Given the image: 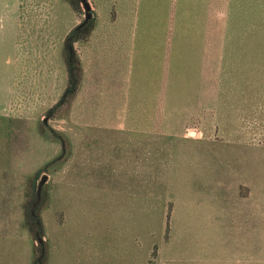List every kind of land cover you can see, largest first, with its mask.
<instances>
[{"label":"rangeland","instance_id":"1","mask_svg":"<svg viewBox=\"0 0 264 264\" xmlns=\"http://www.w3.org/2000/svg\"><path fill=\"white\" fill-rule=\"evenodd\" d=\"M146 1L89 0L70 60L82 6L0 0V264H264V0L204 54Z\"/></svg>","mask_w":264,"mask_h":264},{"label":"crops","instance_id":"2","mask_svg":"<svg viewBox=\"0 0 264 264\" xmlns=\"http://www.w3.org/2000/svg\"><path fill=\"white\" fill-rule=\"evenodd\" d=\"M146 3L147 9L151 8L155 13L157 12V15L163 16V23L169 29L166 37L175 39L173 44L184 46L183 50L188 48L182 54H189L190 51L193 53L194 49L189 48L192 45L193 48L198 46L196 53L204 54L206 52L205 46L213 44L214 47L219 45L221 48L222 40L225 42L228 28L229 0H148ZM133 13L137 14L138 11L133 9ZM139 14L142 15V11ZM146 19L140 20L138 30H142L147 26ZM155 21L157 23V20ZM162 31L164 30L162 29ZM181 39H184V45H181ZM157 51H160V49ZM175 51L177 57H179L181 51L179 49ZM210 51L216 54L220 52L217 48L210 49L209 54H211ZM173 52L172 54H174ZM183 58L180 57V59Z\"/></svg>","mask_w":264,"mask_h":264},{"label":"water","instance_id":"3","mask_svg":"<svg viewBox=\"0 0 264 264\" xmlns=\"http://www.w3.org/2000/svg\"><path fill=\"white\" fill-rule=\"evenodd\" d=\"M80 3H81V6L83 7L84 9V12H85V16H84V21L72 32V34L70 35L69 37V45H70V48H72V45H73V41L75 40V38L77 37L78 33L84 29L90 22L91 20L93 19V11H92V7L89 3L88 0H79ZM47 180V176H44L41 180V182L39 183L38 185V188H37V194H36V203L34 205V209H33V214H32V217L33 219H35V221L37 222L39 228H40V231H41V222H40V219L38 218V216L35 214V210L36 208L39 206L40 204V200H41V195H42V190H43V186L45 184ZM38 241L39 243L42 245L43 244V240L42 238H38Z\"/></svg>","mask_w":264,"mask_h":264},{"label":"trees","instance_id":"4","mask_svg":"<svg viewBox=\"0 0 264 264\" xmlns=\"http://www.w3.org/2000/svg\"><path fill=\"white\" fill-rule=\"evenodd\" d=\"M72 4L75 7V9H80L81 8V3H80L79 0H72ZM256 6H257V4L247 5L245 8L242 7V9L244 10V13L247 16L252 18V16L255 15V14H252V13H253V11H255ZM91 24H92V22H90L84 29H82L78 33V35L75 38V40L73 41V43H76L82 37V35L85 34V32L90 28ZM66 51H67L68 58L71 60L72 57H73V48H70L69 43H68ZM72 69H73V66H71V71H72ZM74 77H76V76L74 75Z\"/></svg>","mask_w":264,"mask_h":264}]
</instances>
